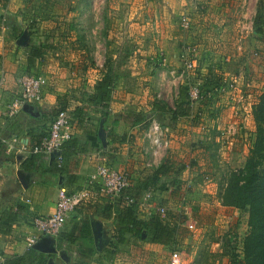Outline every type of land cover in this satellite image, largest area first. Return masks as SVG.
<instances>
[{"label": "rangeland", "instance_id": "obj_1", "mask_svg": "<svg viewBox=\"0 0 264 264\" xmlns=\"http://www.w3.org/2000/svg\"><path fill=\"white\" fill-rule=\"evenodd\" d=\"M18 3L22 4L19 12L0 18V26L12 20L11 24L20 26L18 34L27 37L21 45L17 33L7 36L11 46H16L15 60L20 63L15 76L9 77L15 92L5 100L19 98L24 76L45 78L44 95L36 104L41 114L33 119L36 132L47 134L58 110L67 105L72 136L76 122L71 112L94 91L102 75L95 69L101 72L111 59L117 73L114 90L120 80L121 97L112 96L107 110L86 108L98 134H113V143L100 146L102 153L108 151L106 161L130 174L134 170L128 164L136 162L138 172L146 174L139 188L153 192L149 203L166 208L164 215L152 214L165 219L170 213L181 215L176 249L182 264H235L233 254L242 260L249 214L221 200L227 175L245 166L256 135L253 111L264 91V35L261 39L254 35L259 0H9L7 6L17 8ZM183 14L191 18L190 29L182 26ZM31 46H40L42 56L29 64ZM185 48H190L197 66L181 78ZM1 77L2 88L7 72L0 73ZM232 77L238 80L232 92L214 90L222 79ZM184 84L198 85L202 98L192 102L190 97L195 110L192 117L165 120L170 147L157 163L148 162L152 144L148 138L144 143L141 140L157 120L154 104L159 101L177 108ZM126 95L129 102L123 101ZM115 136L122 141L117 142ZM164 162L168 174L153 183L155 169ZM137 216L149 219V210L139 209ZM105 222L112 237L104 239L102 234L97 242L92 227L89 231L78 217H70L57 236L68 242L60 244L66 258L56 259L61 264H169L174 249L153 248L144 237L133 236L128 244H118L116 223ZM87 235L93 237V245L85 247L82 238Z\"/></svg>", "mask_w": 264, "mask_h": 264}, {"label": "crops", "instance_id": "obj_2", "mask_svg": "<svg viewBox=\"0 0 264 264\" xmlns=\"http://www.w3.org/2000/svg\"><path fill=\"white\" fill-rule=\"evenodd\" d=\"M201 1L204 3L208 2V0ZM10 4H8V6H3L1 5L0 1V18L4 17L6 14L10 15L13 13L12 15H14L15 13L19 12L20 8L22 7L21 3H18L17 8L11 7ZM0 27V54L3 57L0 60V73L7 72L6 79L8 78L4 87L1 88L0 85V218L7 210L12 209L15 212H18L16 220L11 222L9 226L0 225V262L5 264L6 261H9L10 263L12 262L11 264H13L16 263L18 259L27 256L30 252L28 249V238L34 234L32 227L33 219L36 216H47L52 214L56 209L55 204H57L58 201L60 187L65 186L69 189V191H74L76 188L83 186L89 176L95 172L97 166L102 162L104 155L102 153L103 151L100 150V142L98 139L100 138V134L89 132L86 133L85 131L81 130L76 125V123H74L72 136L79 138L80 145L77 150L78 152L68 158L65 162L66 166L63 171H58L51 161V157L46 154L37 155L35 159V166L32 167V169H25L22 167L23 160L28 156L27 151L24 152L22 149L23 145H26L29 150L38 139L36 137V135H39L36 132L37 124H34L33 119L39 117L41 114L40 106L36 105L41 103V101L27 105L31 112L30 110H26L24 107L14 117L8 118L4 116L3 112L6 108V105L18 97L15 96L10 100H5L6 97L12 96V93L15 92L13 87L14 84L9 81V77L15 76L20 62L15 60L16 46H11L12 44L10 43V38L7 37H12V31L10 27L4 26L2 24ZM82 61L84 62L86 60H79V62ZM95 71H99V76L101 75L100 70L95 69ZM97 78L98 76L95 75V79ZM2 79L3 78L1 77L0 83ZM120 83L121 81L119 80L118 89L116 87L113 91L114 98H118V96L121 97V91L119 89L120 87L122 88V85H120ZM19 89V93H21V88ZM122 98L123 101L129 102L127 100L130 99L128 95H126L125 98ZM115 103L117 104V101ZM32 104L34 106H32ZM46 105L47 104L45 103V106ZM114 107H117V105H114ZM94 125L96 128L95 131H98L97 124ZM136 131H133V133H136ZM108 136H105L106 143H113L112 135H110V137ZM115 140L119 142V136H115ZM144 140H146L145 136L141 140L143 141L142 143H144ZM121 148L118 149V154L121 153ZM141 149L144 150L145 145H143V148ZM147 151L145 150V153H147ZM15 154L16 158L14 159L13 155ZM21 154L24 157L19 159L18 156ZM106 158L107 157H105V160ZM153 159L154 158L150 153L149 157H146L145 160L149 162ZM157 159L154 163H157ZM147 161L145 163L146 166ZM128 166H131L132 170H134L131 174L132 188L130 187V192L132 193L131 195L138 199L137 203L139 204V201L142 200L144 194L149 192L148 189L142 190L139 188L140 185H142V182L145 181L146 174L143 173L141 175V173L138 172L139 168L136 165V162L132 161V163H129ZM19 171H21L25 176V184H23L19 179ZM105 203H111L113 211L116 208L115 206H118V204H116L117 200L114 201V199L98 198L81 204V206L72 214L71 217L76 216L83 225L92 227L93 234L94 224L100 223L102 227L103 238L105 239V236L107 235L112 237V234H109L106 231L109 226L105 221L111 222V224L114 226V213L112 217L107 216L108 212H106ZM149 205L155 207V205H152L151 203H149ZM103 207L104 209H102ZM163 207L165 206L163 205ZM114 227L116 228V225ZM6 228L9 230L7 233L3 231V229ZM48 237L49 236H42L39 241H52L50 238L48 239ZM53 240V244H55L56 247V252L48 253L35 250L34 248L33 249L39 253L45 254L46 256L49 255V263L52 262L53 264H61L58 259H56L60 255L62 256L63 253L64 247H61L62 245L60 244L63 243V246H66L68 242L64 238H62V241H60L57 239V236ZM150 244L153 246V248L161 246V244Z\"/></svg>", "mask_w": 264, "mask_h": 264}, {"label": "trees", "instance_id": "obj_3", "mask_svg": "<svg viewBox=\"0 0 264 264\" xmlns=\"http://www.w3.org/2000/svg\"><path fill=\"white\" fill-rule=\"evenodd\" d=\"M1 5L7 6L9 0H0ZM2 25L11 28L12 34H18L20 28L11 24V22H4ZM254 35L261 39L264 35V0H259L258 10L254 18ZM18 36L20 38L22 33ZM42 56V48L40 46H31L28 51L29 64H32L38 57ZM32 62V63H31ZM101 77L94 86V91L88 96L87 100L76 106L71 112L72 119L76 122V125L86 133H98L95 131V125L91 122L90 116L88 115L86 108L88 106H101L104 109H109L110 104L113 101V91L116 82L117 73L111 65V59H108L101 71ZM190 84H184L181 86L179 99L177 100V108H172L162 104V102L156 101L154 108L156 111L157 121L163 126H167L165 120L168 122H174L179 117H192L195 110L192 106L189 95ZM68 110L67 105H64L59 111ZM57 112V114H58ZM57 116V115H56ZM253 117L256 124V135L253 144L250 146L249 156L246 160V164L239 170L231 171L227 176V184L222 193V200L224 205L233 206L241 210H245L249 214V233L247 234L244 246H243V259L238 260L237 254H233V260L235 264H264V91L261 92L258 103L254 107ZM55 119V118H54ZM112 132L109 133L110 135ZM48 134V133H47ZM47 134L36 135L38 138L36 143L32 146L38 145L41 140ZM122 141V137H120ZM99 139L100 146L102 142ZM79 138L71 136L62 147V153L64 156L63 168L58 171H63L65 168V162L72 155H75L79 148ZM108 151H106L107 153ZM106 153L103 154L106 157ZM38 154L28 153L26 159L22 162V167L25 169H32L35 166V159ZM108 159V157H107ZM108 163V162H107ZM165 163L160 164L155 169L153 176V183L160 180L162 176L168 174L165 171ZM68 164V163H67ZM108 165H110L108 163ZM111 166V165H110ZM82 187V186H81ZM76 188L74 191L80 189ZM70 191V192H74ZM116 199V198H115ZM118 206H115L113 211L112 204L108 203L105 206L107 216L112 217L114 213V219L116 223V240L118 244H128L130 237H136L145 239L153 244H161L170 247L174 250L179 241L181 234L182 217L180 214L170 213L169 218L165 219L158 214H151L149 219L141 220L137 216V211L140 209L139 204L136 202L131 204H125V198H117ZM19 211V210H18ZM18 212L14 210H7L0 218V225H10L11 222L15 221ZM85 226V225H84ZM87 227V226H85ZM87 230L91 231L90 227ZM6 233L9 232L8 228L3 229ZM62 232V231H61ZM88 232V231H87ZM71 239V238H69ZM75 240V238H74ZM73 241V239L71 240ZM82 244L86 246L93 245V237L90 235L82 238ZM173 250V251H174ZM27 256H24L17 260L13 264H48L50 256L39 253L33 248L29 249ZM12 263V262H11ZM6 261L5 264H11Z\"/></svg>", "mask_w": 264, "mask_h": 264}, {"label": "built area", "instance_id": "obj_4", "mask_svg": "<svg viewBox=\"0 0 264 264\" xmlns=\"http://www.w3.org/2000/svg\"><path fill=\"white\" fill-rule=\"evenodd\" d=\"M182 26L186 29L192 27V21L189 15L183 14L181 17ZM240 49L241 46H239ZM190 48H185L181 53V72L180 77L186 78L191 71L196 69V60L190 57ZM229 60L227 59V62ZM175 74V71H172ZM237 78L232 77L230 79H222L221 83H217L214 90L220 93H230L237 86ZM46 79L43 77L24 76L21 80V94L19 98H15L12 102L6 105L4 110V116L11 118L16 116L26 105L30 103L40 102L44 95V88ZM201 90L198 85L190 84L189 95L192 102L201 99ZM241 99V98H240ZM70 116L68 110H61L58 112L55 119L52 121L48 134L41 140V142L33 148L29 149L26 145H23L22 149L27 153L46 154L51 157L52 153H55L53 163L56 164L58 169L63 168L64 156L61 152L63 144L71 138V125ZM146 138L152 144L151 156L155 160L162 156L163 151L170 147L171 139L165 132L163 125L154 120L148 132H146ZM151 162V161H150ZM150 165V163H149ZM131 187V174L127 170L116 169L108 163L105 158H102V162L97 166V169L93 174L89 176L85 184L78 190L70 192L65 186H61L59 189V196L57 204H55V211L47 216H36L32 221V227L34 234L28 238V249L33 248L42 236H58L64 229L67 221L72 214L85 202L110 198L115 199L123 197L126 199L127 204L136 202V198L129 193ZM153 192H146L141 201H139L140 209L149 210V214L153 211H157L158 214L164 215L166 208L163 206L152 207L149 205V201L152 200ZM152 211V212H151ZM191 229L194 228L193 224H190ZM181 252L174 250L170 256L169 264H182Z\"/></svg>", "mask_w": 264, "mask_h": 264}, {"label": "water", "instance_id": "obj_5", "mask_svg": "<svg viewBox=\"0 0 264 264\" xmlns=\"http://www.w3.org/2000/svg\"><path fill=\"white\" fill-rule=\"evenodd\" d=\"M19 43L21 45H24L27 43V37H26V33H23V35L19 38ZM26 110H30L27 105L25 106ZM31 112V110H30ZM100 138L103 142V145H106V138H105V135L100 133ZM55 153H52L51 154V161L53 162L54 158H55ZM24 156L21 154L18 156L19 159H22ZM18 176H19V179L20 181L25 184V176L22 174L21 171L18 172ZM94 232H95V238L97 240V242H99V238L102 236V227H101V224L100 223H95L94 224ZM47 239V238H46ZM49 239V238H48ZM52 241H47V240H44V241H39L38 243H36V245H34V249L35 250H39L41 252H48V253H52V252H56V247H55V244H53V239H51ZM62 256L64 258H66V255L64 253H62ZM0 264H4L3 262H0ZM49 264H53L52 262H50Z\"/></svg>", "mask_w": 264, "mask_h": 264}]
</instances>
